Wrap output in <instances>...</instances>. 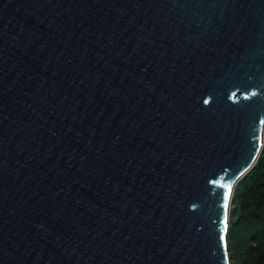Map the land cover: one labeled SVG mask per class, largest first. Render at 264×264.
<instances>
[{"label": "water", "instance_id": "obj_1", "mask_svg": "<svg viewBox=\"0 0 264 264\" xmlns=\"http://www.w3.org/2000/svg\"><path fill=\"white\" fill-rule=\"evenodd\" d=\"M263 133L264 0H0V264H230Z\"/></svg>", "mask_w": 264, "mask_h": 264}, {"label": "trees", "instance_id": "obj_2", "mask_svg": "<svg viewBox=\"0 0 264 264\" xmlns=\"http://www.w3.org/2000/svg\"><path fill=\"white\" fill-rule=\"evenodd\" d=\"M231 200L227 239L232 264H264V139L254 167L238 181Z\"/></svg>", "mask_w": 264, "mask_h": 264}, {"label": "snow or ice", "instance_id": "obj_3", "mask_svg": "<svg viewBox=\"0 0 264 264\" xmlns=\"http://www.w3.org/2000/svg\"><path fill=\"white\" fill-rule=\"evenodd\" d=\"M256 93L253 92L252 95H255ZM205 103H207V101H205ZM226 188L229 189V191L231 190V186L230 185H225ZM228 199H229V195H228V192H225L224 195H223V200H224V203H225V208H227L228 206Z\"/></svg>", "mask_w": 264, "mask_h": 264}, {"label": "rangeland", "instance_id": "obj_4", "mask_svg": "<svg viewBox=\"0 0 264 264\" xmlns=\"http://www.w3.org/2000/svg\"><path fill=\"white\" fill-rule=\"evenodd\" d=\"M263 139H264V136H263ZM263 147V146H262ZM235 189V188H234ZM233 193H234V191H233ZM232 196H233V194H232ZM232 201V200H231ZM232 203V202H231ZM230 203V211H229V222H230V213H231V210L233 209V205ZM228 227H229V223H228ZM228 231V230H227ZM227 238H228V234H227ZM227 246H228V254H229V248L231 247L230 246V244H229V241H228V239H227ZM229 257H230V255H229ZM230 264H232V259H231V257H230Z\"/></svg>", "mask_w": 264, "mask_h": 264}]
</instances>
